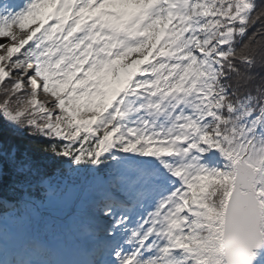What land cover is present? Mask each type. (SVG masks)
<instances>
[{"label":"snow or ice","instance_id":"6c2138e0","mask_svg":"<svg viewBox=\"0 0 264 264\" xmlns=\"http://www.w3.org/2000/svg\"><path fill=\"white\" fill-rule=\"evenodd\" d=\"M0 264H264V0H0Z\"/></svg>","mask_w":264,"mask_h":264}]
</instances>
